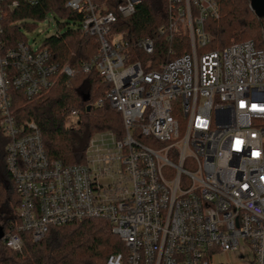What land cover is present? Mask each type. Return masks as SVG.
<instances>
[{
	"label": "built area",
	"instance_id": "2783aa9c",
	"mask_svg": "<svg viewBox=\"0 0 264 264\" xmlns=\"http://www.w3.org/2000/svg\"><path fill=\"white\" fill-rule=\"evenodd\" d=\"M41 1L0 0V132L17 200L0 219V245L20 252L26 237L101 219L123 246L105 264H264V52L250 41L207 50L216 0H166L158 35L170 44L181 31L189 50L154 69L135 53L151 57L154 39L130 42L113 28L142 0H67L80 19L58 25L97 42L80 70L109 86L94 106L119 113L122 133L93 135L84 163L62 166L46 157L34 122L16 126L9 92L39 99L74 70L44 47L1 38L8 15ZM61 114L77 125V110Z\"/></svg>",
	"mask_w": 264,
	"mask_h": 264
},
{
	"label": "trees",
	"instance_id": "16d2710c",
	"mask_svg": "<svg viewBox=\"0 0 264 264\" xmlns=\"http://www.w3.org/2000/svg\"><path fill=\"white\" fill-rule=\"evenodd\" d=\"M67 0H42L37 6L21 4L3 22V39L6 46L25 40L19 32L21 22L43 19L51 13L68 23L76 24L80 16L64 8ZM250 0H216L219 17L207 19L205 31L211 37L207 50H219L233 42L250 41L264 52V21L249 10ZM166 0H142L134 14L127 19H117L114 32H120L134 42L145 37L155 41L151 57L135 52L144 61H155L154 69L160 63L188 52L187 38L180 31L168 44L158 35V29L165 24ZM59 66L68 65L74 70L72 77L59 76L54 86L39 99L29 101L19 91L10 90L11 110L16 126L32 121L38 128L44 153L51 161L62 166L81 165L89 139L100 132L122 133L121 117L107 104L100 107L94 103L103 98L109 86L94 70L81 72L83 63L97 53L94 38L82 35L77 29L68 28L58 35L49 37L44 45ZM88 99L84 101V98ZM71 107L79 112L77 125H68L61 113ZM89 107V111H86ZM7 140L0 132V219L11 217L16 204L12 181L5 166ZM123 251L119 239L112 234L108 222L101 219L52 228L37 243L27 237L20 252H13L0 245V264H105L113 253Z\"/></svg>",
	"mask_w": 264,
	"mask_h": 264
},
{
	"label": "rangeland",
	"instance_id": "374dc122",
	"mask_svg": "<svg viewBox=\"0 0 264 264\" xmlns=\"http://www.w3.org/2000/svg\"><path fill=\"white\" fill-rule=\"evenodd\" d=\"M58 23H68V22L64 19L54 16L51 13H47L45 17H43V19H38V20L28 19L19 22L18 25L20 26L19 32L23 35V38L25 39L27 45L32 50H37L41 48L44 45L45 40L48 37L52 36L56 31L62 33L65 30L60 28ZM68 24H70L72 27L74 26L72 22ZM231 42H233V40H231L229 43ZM181 117L182 116L178 118L180 121L182 119ZM221 260L222 261L224 260L230 264L246 263L245 261H238L232 259L231 256L221 257Z\"/></svg>",
	"mask_w": 264,
	"mask_h": 264
},
{
	"label": "water",
	"instance_id": "95a60500",
	"mask_svg": "<svg viewBox=\"0 0 264 264\" xmlns=\"http://www.w3.org/2000/svg\"><path fill=\"white\" fill-rule=\"evenodd\" d=\"M249 8L255 17L262 19L264 21V0H250ZM262 39H264V30H262ZM88 98L85 97L84 101ZM86 111H89V107H87ZM0 236H1V229H0Z\"/></svg>",
	"mask_w": 264,
	"mask_h": 264
}]
</instances>
